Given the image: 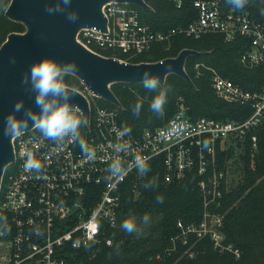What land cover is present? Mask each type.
<instances>
[{
  "label": "built area",
  "instance_id": "1",
  "mask_svg": "<svg viewBox=\"0 0 264 264\" xmlns=\"http://www.w3.org/2000/svg\"><path fill=\"white\" fill-rule=\"evenodd\" d=\"M169 1L176 7L190 4L196 10L195 18L168 31L154 30L130 3L110 0L103 5L105 30L86 25L76 38L97 53L117 50L137 54L174 33L193 38L209 32L239 34L248 40L239 62L247 68H264V19L233 9L228 0ZM211 72L210 84L220 99L252 108L244 120L192 117L179 104L164 125L120 137L123 126L116 107L85 96L88 117L85 119L76 105L80 109L77 114L85 121L81 136L93 156L67 139L62 147L57 145L35 126L14 136V160L5 167L0 180V217H6L7 223V230L0 229V264H74L78 249L111 244L106 232L119 224L122 186L131 176L135 193L142 175L135 167L137 158L148 165L159 159L166 182L195 173L203 194H219L215 186L223 171L217 170V149L237 147L236 140L242 143L247 136L251 147L256 148L254 129L264 121V85L248 90L213 69ZM118 143H125L127 148L117 152ZM30 152L42 165L38 172L23 167ZM113 159L122 162V177L109 178L108 164ZM207 180H211V187ZM208 217L190 230L197 238L208 236L218 246L223 238L221 219L211 218L218 225L219 232L215 233L206 230ZM176 225L182 234L186 232L180 221Z\"/></svg>",
  "mask_w": 264,
  "mask_h": 264
},
{
  "label": "trees",
  "instance_id": "2",
  "mask_svg": "<svg viewBox=\"0 0 264 264\" xmlns=\"http://www.w3.org/2000/svg\"><path fill=\"white\" fill-rule=\"evenodd\" d=\"M148 7L131 4L140 19L154 30L168 31L187 24L195 18L196 10L188 3L176 7L169 0H143ZM10 0H0V45L10 32H23L24 26L5 16ZM242 11L264 19V3L248 0ZM248 40L239 34L209 32L198 38L174 33L167 39L155 42L148 50L137 54L121 51L99 52L129 63L156 62L174 57L180 50L192 49L183 63L186 77L168 72L161 84L166 91L163 112L159 115L149 108L151 98L158 90H147L142 83L111 82L109 89L119 105L104 99L105 106L116 107L118 121L132 132L142 128L164 125L182 104L192 117L208 116L214 119L244 120L252 111L249 105L230 103L220 99L210 84L212 69L230 78L248 90H259L264 85V68H247L239 62ZM68 87L81 92L80 78L70 73L65 77ZM85 95V94H84ZM86 97L90 96L86 93ZM140 102L138 115L132 108ZM39 131V129H37ZM256 148L249 137L236 140L239 151L230 145L217 149V170L223 177L215 186L219 194H203L197 183L199 177L188 173L181 179L166 182L159 159L149 165L132 190L130 176L122 186V207L118 213V226L106 234L111 244H98L78 249L74 264H264V121L254 129ZM230 168V169H229ZM236 177V178H235ZM154 186H146L149 180ZM207 179V178H206ZM211 187V180L206 181ZM162 201H157V196ZM208 214V215H205ZM147 215L149 220L144 222ZM220 217L219 230L223 236L215 246L208 236L197 238L191 228L197 227L204 217ZM134 219L136 230L127 232L121 224ZM180 221L186 228L183 242Z\"/></svg>",
  "mask_w": 264,
  "mask_h": 264
},
{
  "label": "water",
  "instance_id": "3",
  "mask_svg": "<svg viewBox=\"0 0 264 264\" xmlns=\"http://www.w3.org/2000/svg\"><path fill=\"white\" fill-rule=\"evenodd\" d=\"M107 1L110 0H72L70 8L78 13V19L72 22L67 19L65 11L47 10L56 7L55 0H10L4 14L11 20L23 23L25 30L8 33L0 45V180L5 167L14 160V136L3 134L5 116L21 99L26 109L38 111L34 103L35 92L30 84L21 82L34 60L44 55H51L59 62L74 60L78 67L72 74L80 78L93 94L116 105L119 102L109 89L111 82L142 83L145 69L156 75L160 83H163L168 72L186 77L183 63L188 54L195 53L192 49L184 48L176 56L156 62L129 63L103 56L83 46L76 38L80 28L87 25L105 30L107 18L101 8ZM114 1L148 7L143 0ZM71 89L74 95L70 102L77 105L87 119L88 102L85 95ZM22 114L23 110L18 113ZM33 126L29 121L23 131Z\"/></svg>",
  "mask_w": 264,
  "mask_h": 264
},
{
  "label": "clouds",
  "instance_id": "4",
  "mask_svg": "<svg viewBox=\"0 0 264 264\" xmlns=\"http://www.w3.org/2000/svg\"><path fill=\"white\" fill-rule=\"evenodd\" d=\"M72 0H55L56 7L47 9L49 12L65 11L68 20L75 22L78 19V13L70 8ZM230 6L235 10H242L248 4V0H228ZM78 65L74 60L59 62L51 55H44L34 60L30 68L23 74L22 83L29 85L31 90L35 92L34 103L38 111L26 109L21 100H17L12 109L4 118L3 134L5 136H18L28 127L29 121L39 129L40 133L54 141L57 145L63 146L64 141L70 140L78 143L82 150L86 151L91 157L93 150L87 148L84 139L81 136V126L85 121L77 114L80 109L73 104L72 97L74 92L65 83V77L76 71ZM143 87L147 90H158L152 96L149 108L157 115L163 112L166 100V91L161 87L160 81L156 75L145 69L142 79ZM142 108V104L137 102L134 104L132 111L138 115ZM23 110L22 115L18 113ZM131 132L130 127H123L118 136L123 137ZM116 151L120 152L127 148L125 143L115 145ZM25 170L39 171L42 167L41 163L30 152L24 161ZM135 167L140 174H145L149 170L148 163L143 158H137ZM109 178L122 177L124 168L119 159H113L108 164ZM155 180H149L146 186H154ZM157 201H162V196L156 197ZM145 223L149 217H143ZM121 227L127 232L136 230L134 219H126L122 222ZM0 229L7 230L6 217H0ZM38 232L39 229H36Z\"/></svg>",
  "mask_w": 264,
  "mask_h": 264
},
{
  "label": "rangeland",
  "instance_id": "5",
  "mask_svg": "<svg viewBox=\"0 0 264 264\" xmlns=\"http://www.w3.org/2000/svg\"><path fill=\"white\" fill-rule=\"evenodd\" d=\"M104 8H105V6H102V11L104 10ZM15 21V20H14ZM18 22H20V21H18ZM21 23V22H20ZM21 24H23V23H21ZM23 26H24V29H25V25L23 24ZM7 37V34H6V36H5V38ZM81 80V79H80ZM81 83H83L82 82V80H81ZM83 85H84V83H83ZM81 93H83V95L85 94L86 95V93L88 94V95H90V96H88L89 97V99L90 100H102V99H104V98H102V97H100V98H98V96L97 95H95V94H93V93H90V91H89V89L84 85V89L83 90H81ZM226 147H228V146H226ZM234 150H236L237 152L239 151V148H237V147H234ZM230 169V168H229ZM236 178V177H235ZM211 218H216V216H209L208 217V219H205L206 220V230H210V231H212V232H215V233H218L219 232V230H218V225H215L214 224V222H213V219H211ZM204 220V219H203ZM182 236H183V240H185V241H183L182 243H185L186 241H187V239H186V233H184V234H182ZM0 252H1V249H0Z\"/></svg>",
  "mask_w": 264,
  "mask_h": 264
}]
</instances>
